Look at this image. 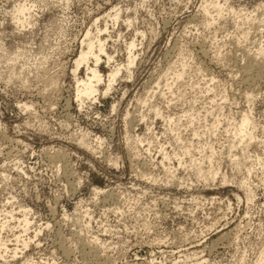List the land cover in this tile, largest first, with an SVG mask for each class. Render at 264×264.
<instances>
[{"label":"rangeland","instance_id":"374dc122","mask_svg":"<svg viewBox=\"0 0 264 264\" xmlns=\"http://www.w3.org/2000/svg\"><path fill=\"white\" fill-rule=\"evenodd\" d=\"M105 27V80L131 40L137 59L80 102L88 71L73 73L75 58L88 29ZM244 113L257 125L249 145L233 130ZM259 157L264 0H0L2 236L10 248H22L14 235L32 240L0 263L253 264L264 249Z\"/></svg>","mask_w":264,"mask_h":264},{"label":"bare ground","instance_id":"6f19581e","mask_svg":"<svg viewBox=\"0 0 264 264\" xmlns=\"http://www.w3.org/2000/svg\"><path fill=\"white\" fill-rule=\"evenodd\" d=\"M31 10H32V6L27 5L25 3H22V4L18 5V7L16 9V12H17L16 15L17 16H15V17H17V22L20 23L22 26L25 25L24 24L25 22L27 24V22H28L27 15L31 13ZM116 10H115V13H113V14H110L108 12L109 15H110L109 17L115 19V23H116V20L119 18V15H120L118 13V12H120V10L119 9H118V11H116ZM28 25H30V24H28ZM96 29H98V28H96ZM107 30L108 29L106 27L104 29L101 28V30L98 29V35L99 36L98 35L94 36L93 32L88 29L87 34L85 35V38L81 41V44L84 45V48L81 50V52H79V56H77V58H75L76 59L75 60L76 66H75V68H73V73H74V72H76V70L81 65L85 64L86 67H87L86 70L88 71L87 72L88 75H86L85 78L77 79V82H76V84H77L75 86V88H76V97H77V99H80V102H82L83 98L88 99L89 96L94 97L96 94L100 93L101 88L99 86L104 81H106V87H107V88H105L104 93H107L110 90H112V88H113L112 86L117 81L118 75H119L120 71H122V68L125 67L124 69H126V71H129L130 68L132 67V64H134L135 60L137 59L135 57V54H134V51H133L134 48L136 47V42H134V40H131L129 45H127L128 61L126 62V65L122 66V64H119V65L115 66L114 70H112L109 73V76H108L107 80H105L104 75H102V73H100V70L98 68V64L102 60L101 56H102V54H105V55H107L106 57L108 58V60L114 59V58H112V55L108 54V52L106 50L105 39L102 40L100 38V33L101 32H105ZM101 35H102V33H101ZM91 59H94V66H90L89 65ZM256 126L257 125H255V123L252 120L251 114L250 113H244L241 116L240 120L236 122L235 127L233 129L235 138L238 137L239 138L238 140L240 141V143L244 142V143H242L244 145L251 144L252 139H254V135H253V132H252L251 129L255 128ZM83 138L84 137H82L81 139H83ZM207 158L208 157H206V159ZM211 158H214V157L212 155L209 156L210 161H211ZM244 158H245V156H244ZM258 159L262 161V166H263V169H264V158L259 157ZM236 161H234L235 165L239 164V162L241 160H239L237 162ZM202 162H204V161H202ZM198 166H200L196 170V171L199 172L198 175L204 176L207 181H209V180L214 181L216 179V176L220 172V170H218V168L214 169L212 167L207 170L208 172H206V171L204 172V171H202L201 164H199ZM227 180H228V178L226 177V175L223 174L222 182H227ZM239 184H240L239 186L243 187V189L245 191L246 199H248V201H253V196H254L253 192L254 191H252V187H251L252 184L250 185L248 183V181H246L244 179L243 180L241 179ZM8 214H9V212H8ZM9 216H11L12 218L14 217L13 213L10 214ZM0 217H1V213H0ZM20 221L22 223L23 231L26 232L29 229V226H31V224H32V221H30V219L27 217L26 212L24 213V216H23V218ZM8 226H9L8 219L6 218L5 221H4V220H1V218H0V258H3L5 261H7L8 258H6L4 253H7V252L11 251V253H12L11 254V258L14 259L15 257L18 256V253L21 252L23 248L28 247V245L30 243V240H31V239H29V240L21 239L22 238V234L14 235L16 237L17 243L22 241V248H18L17 246L13 247V248H10L9 244L7 243V241L4 240L5 238L2 236V231H4V229H6V227H8ZM38 232L39 231H36V233L34 235L37 236ZM30 238H32V237H30ZM263 261H264V249L262 251H260L257 259L255 260V262L253 264H263ZM2 263H0V264H2ZM201 263L202 264H208L206 260L201 261ZM23 264H39V263L38 262H34L31 259L30 260L26 259L25 263H23Z\"/></svg>","mask_w":264,"mask_h":264}]
</instances>
